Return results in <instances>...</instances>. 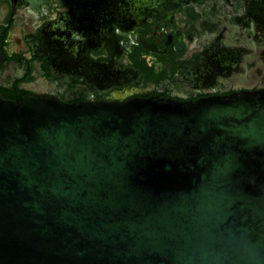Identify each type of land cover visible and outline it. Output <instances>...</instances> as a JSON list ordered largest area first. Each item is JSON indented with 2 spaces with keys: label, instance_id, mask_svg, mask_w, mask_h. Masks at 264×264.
I'll use <instances>...</instances> for the list:
<instances>
[{
  "label": "water",
  "instance_id": "1",
  "mask_svg": "<svg viewBox=\"0 0 264 264\" xmlns=\"http://www.w3.org/2000/svg\"><path fill=\"white\" fill-rule=\"evenodd\" d=\"M0 264H264V90L0 96Z\"/></svg>",
  "mask_w": 264,
  "mask_h": 264
},
{
  "label": "flooded vegetation",
  "instance_id": "2",
  "mask_svg": "<svg viewBox=\"0 0 264 264\" xmlns=\"http://www.w3.org/2000/svg\"><path fill=\"white\" fill-rule=\"evenodd\" d=\"M261 90L264 0H0L5 98L188 102Z\"/></svg>",
  "mask_w": 264,
  "mask_h": 264
}]
</instances>
